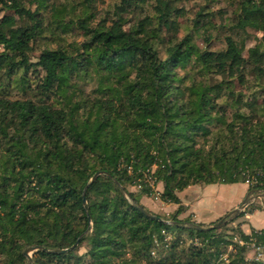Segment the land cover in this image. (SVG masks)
Wrapping results in <instances>:
<instances>
[{"label": "trees", "instance_id": "1", "mask_svg": "<svg viewBox=\"0 0 264 264\" xmlns=\"http://www.w3.org/2000/svg\"><path fill=\"white\" fill-rule=\"evenodd\" d=\"M183 2L0 0V264H248L257 199L203 224L179 193L264 203V0Z\"/></svg>", "mask_w": 264, "mask_h": 264}, {"label": "crops", "instance_id": "2", "mask_svg": "<svg viewBox=\"0 0 264 264\" xmlns=\"http://www.w3.org/2000/svg\"><path fill=\"white\" fill-rule=\"evenodd\" d=\"M157 189H161L160 184H158ZM231 191L239 193L235 196ZM248 195V185L246 183L191 185L179 193L181 204L186 207V211L192 214L196 222L203 224H208L233 211ZM249 198L253 200L255 195ZM164 204L166 206L172 205L171 203ZM262 208L251 214H245L244 217L239 219V221H242L241 228L245 233H249L251 229L264 228V225H256L260 219L264 218V214H258L264 211V206Z\"/></svg>", "mask_w": 264, "mask_h": 264}, {"label": "rangeland", "instance_id": "3", "mask_svg": "<svg viewBox=\"0 0 264 264\" xmlns=\"http://www.w3.org/2000/svg\"><path fill=\"white\" fill-rule=\"evenodd\" d=\"M105 1H106V3L109 2V0H105ZM198 2L200 3V0H184V2H183L184 3V7H185V9L188 12L187 15H186V18H189L190 16H192V11L194 9V4H196ZM186 18L183 19V22H187ZM248 45H250V44H248ZM238 186H240V185H238ZM157 188H158V185H156V188H155V190L158 191L159 189H157ZM231 192L235 196H236L237 193H239V192H234V191H231ZM250 196H252V194L248 195V197L245 200H242L241 203L239 204V206L236 209H234V210L243 211L246 208V206L248 205V202L251 201V198H249ZM253 200H255V199H253ZM257 201L261 204V207L264 206V203H263V201H261V199L257 198ZM141 203L148 210H150L152 213H159V214H162V215H168V214H170L171 212H173L177 208V206L173 205V204L166 206V204H164L158 197H146V196H144V197L141 198ZM258 214H260V215L262 214L263 215L264 211H262L261 213H258ZM188 215H190L192 220L194 222H196L193 219L192 214H189L187 211L182 213L180 215V217H185V216H188ZM258 222L259 223L256 224V225H262L263 226L264 225V218L260 219Z\"/></svg>", "mask_w": 264, "mask_h": 264}, {"label": "built area", "instance_id": "4", "mask_svg": "<svg viewBox=\"0 0 264 264\" xmlns=\"http://www.w3.org/2000/svg\"><path fill=\"white\" fill-rule=\"evenodd\" d=\"M156 195H157L156 197H158V193H156ZM252 201L253 200L249 202ZM260 234H261V238L252 236L245 243L246 245L245 259L248 262V264H254V263L264 264V231L260 232ZM239 243L244 244L242 241H239Z\"/></svg>", "mask_w": 264, "mask_h": 264}, {"label": "water", "instance_id": "5", "mask_svg": "<svg viewBox=\"0 0 264 264\" xmlns=\"http://www.w3.org/2000/svg\"><path fill=\"white\" fill-rule=\"evenodd\" d=\"M99 173L97 172V173H95L92 177H91V179H90V181H89V184L95 179V177L98 175ZM261 195L260 194H258V195H255V198H258V197H260ZM83 202L85 203V200H83ZM135 207L139 210V211H141L143 214H145V215H147V216H150V217H155V215H153V214H151L150 212H148V211H146L144 208H142L140 205H135ZM189 226H191V227H194V228H197V229H209L211 226H209V227H202V226H200L199 224H197V223H189ZM77 244V242L75 243V244H73L71 247H69V248H66V249H56V250H53L54 252H58V253H62V252H65V251H67V250H69V249H72L75 245ZM36 250H44L43 248H41V247H28V248H26L24 251H23V253L27 256V259H28V264H32V261H31V254L34 252V251H36Z\"/></svg>", "mask_w": 264, "mask_h": 264}]
</instances>
